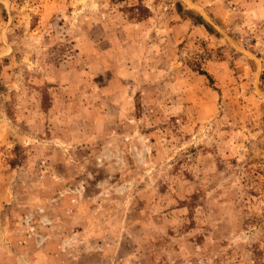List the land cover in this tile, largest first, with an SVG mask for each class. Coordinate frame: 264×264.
Masks as SVG:
<instances>
[{"label":"rangeland","instance_id":"1","mask_svg":"<svg viewBox=\"0 0 264 264\" xmlns=\"http://www.w3.org/2000/svg\"><path fill=\"white\" fill-rule=\"evenodd\" d=\"M0 264H264V0H0Z\"/></svg>","mask_w":264,"mask_h":264}]
</instances>
